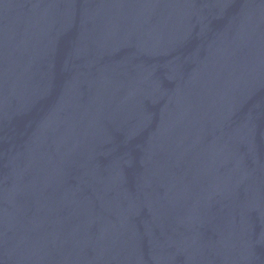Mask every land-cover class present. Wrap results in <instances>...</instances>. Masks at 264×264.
<instances>
[{"label": "water", "instance_id": "1", "mask_svg": "<svg viewBox=\"0 0 264 264\" xmlns=\"http://www.w3.org/2000/svg\"><path fill=\"white\" fill-rule=\"evenodd\" d=\"M0 264H264V0H0Z\"/></svg>", "mask_w": 264, "mask_h": 264}]
</instances>
